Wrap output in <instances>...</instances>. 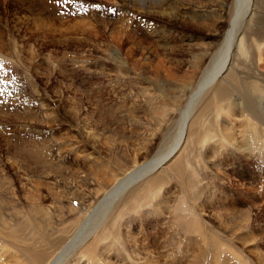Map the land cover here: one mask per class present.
I'll use <instances>...</instances> for the list:
<instances>
[{"label":"rangeland","instance_id":"obj_1","mask_svg":"<svg viewBox=\"0 0 264 264\" xmlns=\"http://www.w3.org/2000/svg\"><path fill=\"white\" fill-rule=\"evenodd\" d=\"M157 1L177 6H170L176 0H0V201L6 203L0 264H36L30 253L38 245L16 242L11 230L20 227L28 238L46 212L57 229L68 226L71 209L80 208L77 194L95 195L113 177L111 158L133 157L139 166L146 157L163 158L189 104L192 132L181 159L178 152L127 183L92 224L95 236L66 264H264V136L247 113L224 108L245 92L263 102L255 99L256 115L264 111V97L246 89L255 79L264 85V49L256 55L245 40L250 52L237 53L235 67L190 102L197 82L222 67L229 25L160 17L148 5ZM187 1L191 9L210 6ZM48 6L64 13L54 16ZM235 6L229 0L224 17ZM256 19L248 29H264ZM114 51L124 67L109 58ZM119 66L136 75L124 77ZM216 86L229 89L228 101L216 102ZM198 132L203 139L192 136ZM82 176L84 184L77 182ZM65 178L68 190L59 183ZM244 216L249 223L240 228ZM102 222L111 236L102 233L97 242Z\"/></svg>","mask_w":264,"mask_h":264},{"label":"bare ground","instance_id":"obj_2","mask_svg":"<svg viewBox=\"0 0 264 264\" xmlns=\"http://www.w3.org/2000/svg\"><path fill=\"white\" fill-rule=\"evenodd\" d=\"M45 1H51V2L58 1L59 2V1H64V0H45ZM122 1H125V0H122ZM132 1L135 2V0H132ZM176 1L177 3L175 2H174L175 4L171 3L170 6L172 5H177V6L170 7V8H165L163 3L161 2L162 3L161 4L159 3V1L155 3H150V4L144 3V4H148L150 7L157 6L155 10H153L152 13L160 17H164V18L169 17L170 19H172L173 17L174 19H181L182 22L190 21L191 23H195V24L200 22V24L202 25L206 24V25H211L214 27H216L219 24L221 26L223 24H226V26L229 25L227 26L229 35L226 40V45L225 46L223 45L222 49L219 51L221 55H224V58H225L224 63L220 69L216 70L210 75L209 74L205 75L204 78H202L201 80H199V82H197L196 84L197 87L192 93L191 100H190V102H194L197 98H199L203 94L204 89L207 87V85L212 84L215 81V78H217V76H220L223 72L230 71L231 69L235 67V64L237 62L235 56L237 53H238L237 55L240 54L241 57L246 56V54L248 53L247 52L248 48L246 46L245 40L249 41L250 44L253 45L251 49H255L256 55L260 54L259 51L261 50V48L264 49V29H257V31H255L253 29H248L247 27L255 18H257L256 20L258 23H260L261 21L263 22L264 4H262V6L260 5V7H257L258 0H236L235 11L232 12L231 10V12H229L228 14L229 17L228 15L226 16L228 19H226V17H224V12H225L224 9L228 7L229 0H209L210 6L204 9H191L190 1H187V2H184L186 0H176ZM243 1L246 2L245 6L243 4ZM166 4L168 5V3ZM216 8L220 9V12L215 11ZM147 9L149 8L147 7ZM166 9H169V10H166ZM260 9L262 10V13H263V16L261 17H260L261 15ZM46 10L50 14L53 13L52 15L54 16L57 15V17L60 16L61 13H64V11H59L60 8L58 6L56 7L48 6L46 7ZM145 14L147 13L145 12ZM229 19H231V22L229 21ZM239 19H242L245 22L243 29H240ZM206 20L208 22H206ZM45 26L46 24L44 23L43 27ZM235 48L236 50L234 51ZM248 50L250 52V48ZM119 56L120 55L118 54V52L116 53L114 51L113 54L109 55V58L111 57V60L121 64L123 62L121 61ZM204 57L208 58L209 57L208 53H205ZM255 61L260 62V58L255 59ZM121 65L124 67L123 64ZM122 66L121 67L119 66V69L121 70L124 77H127V78L130 77L131 76L130 74L133 73L132 69L123 70ZM135 77H138V76H135ZM255 81L246 82V87H247L246 89L247 90L249 89L250 91L253 90L252 92L253 95L254 94L261 95V97L263 98L264 97V85H259L257 79H255ZM222 88L223 87H217V86L212 88V91H214L216 95L215 96V99L217 100L216 102L228 101L230 97L229 89L228 88L222 89ZM242 95H243V100L241 102H240V98H235V101L237 102L235 101L233 103L229 102V104H225L224 108L225 109L230 108L232 105L235 108H237L240 113H247L249 117L255 120V123H256L255 125L258 127L259 131L261 132V135L264 136V111L263 112L261 111L259 115H256L257 106H256L255 99H257L256 101L258 102L259 106H261L262 105L261 103L263 102L260 103L259 99L258 98L254 99L253 96L252 98H250V95L245 92ZM194 108H195V105L194 107H192V104H189L187 106L186 113H183L182 115L183 122L181 124L180 130L178 131V136L175 139V142L171 144V147H170L171 150H169L166 154H164L163 158H158L157 160L156 159L150 160L148 159V157H146L144 158L145 162L141 166H139V162H137L135 158L133 159V157L130 158L132 159L130 160V162H125V163L117 161L116 159L113 160V158H111L109 160V163L111 164V169L113 170L112 171L113 177L110 179L109 182H104V183L100 182L101 184H99L95 195H90L88 193L89 195L85 194L82 196V195L77 194L78 195L77 200H78V203L80 204V208L71 209V213L74 215L75 218L74 220H72V222L68 226L66 225L61 226V227L59 226V228L57 229L56 225L54 224L51 225L52 218L49 215L50 213L46 212L41 217V218H45L44 219L45 223L42 226L39 225L40 228L36 227L37 230L32 229V232H29L28 238L22 237V230H20V227L18 228L14 227L11 230L10 232L11 238L14 239L18 243L24 244L25 242H27L30 245H33V244L38 245L37 249H40V250L30 253V256L33 262L36 264H66L68 263L69 259L73 257V255H71L70 252L73 249L74 251H76L78 248L82 246V244L86 240L92 238V236H95L97 232L96 230L97 228L96 227L92 228L91 227L92 224L95 222L97 217H99L102 213H104L106 210H108L112 206V202H114L115 198L118 199L121 196V194L126 190L125 186L127 183L132 182L136 179H140L143 176L153 173V171L160 166V162L162 160H165L167 157L173 156L174 154L178 152H179V155L177 159H181L180 157H182V155L185 152L184 148L188 147L187 136L189 137L192 132V130L189 129V120H190V117H191V114ZM111 132H114V131H111ZM192 136L194 138H199V139L204 138V135L201 136L200 132H198L197 134H192ZM151 140L152 139H150V141ZM180 149L181 151H179ZM101 165H103V163H101ZM61 180L59 181V183L65 182V184L63 185L66 188V186L69 185L66 178L61 179ZM84 180H86V177L82 176V179L77 182L83 183ZM155 184H156V181L150 182V186H154ZM9 185H10L9 187L10 192L11 190L12 192L16 191L14 188L15 187L14 183H11ZM71 185H73V183H71ZM96 188H97V185H96ZM0 204L4 206L6 203L4 201L3 202L0 201ZM2 211H3V208L0 207V225H2L5 222V219L2 218V215H3ZM16 214L17 216H19V218L21 217V213L17 212ZM248 221L249 219L247 217L245 218L244 216V218L241 220L240 228H242L243 222H244L243 227H247V224L249 223ZM23 222H27V221L25 220ZM39 223H42V221H40ZM27 224L29 223L27 222ZM99 226L103 230L101 233H99L100 235H98L99 237H97L96 239L97 242H100L101 240H103L102 239L103 236H108V237L111 236L110 231L105 226H103V222ZM18 233H20V236L18 235ZM102 233H103V236H102ZM105 240H106V237H104V241ZM107 243L108 242L106 241L105 243L106 249H107V246L110 245V243L108 244ZM28 250L26 249L27 253L30 252ZM41 252L43 253V257L41 255ZM79 259H81V257Z\"/></svg>","mask_w":264,"mask_h":264}]
</instances>
